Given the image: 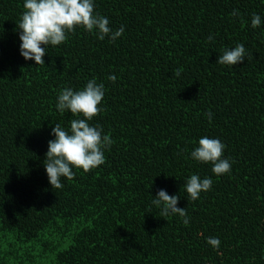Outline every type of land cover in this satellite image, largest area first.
Masks as SVG:
<instances>
[{"label":"trees","instance_id":"obj_1","mask_svg":"<svg viewBox=\"0 0 264 264\" xmlns=\"http://www.w3.org/2000/svg\"><path fill=\"white\" fill-rule=\"evenodd\" d=\"M23 4L0 0V264H264V0H94L123 34L77 27L43 65L20 52ZM240 43L243 62L217 63ZM91 79L105 95L90 124L114 143L104 164L53 189L52 129L83 118L61 113L58 95ZM203 136L225 144L230 173L191 157ZM192 174L212 179L195 201ZM161 189L180 197L188 225L160 217Z\"/></svg>","mask_w":264,"mask_h":264},{"label":"clouds","instance_id":"obj_2","mask_svg":"<svg viewBox=\"0 0 264 264\" xmlns=\"http://www.w3.org/2000/svg\"><path fill=\"white\" fill-rule=\"evenodd\" d=\"M24 11L17 23L21 41L20 52L26 60H34L36 65L45 64L44 57L48 54V47L61 45L68 40V34L74 33L77 27H83L88 32H96L98 38L103 40L106 36L115 41L123 32L121 26L115 32L109 26V20L95 11L94 0H24ZM233 17L239 15L233 10ZM261 16L253 13L252 28L261 25ZM209 35L208 40L212 41ZM42 45L44 47H42ZM247 56L244 44H237L232 49H224L219 55L217 63L222 65H237ZM182 69H176L174 74L179 76ZM113 83L117 77L108 76ZM104 84L97 83L95 79L87 82L82 90L74 91L64 88L57 98V109L64 113L70 111L78 119L70 121V130H65L60 124L52 129L55 139L48 142V151L44 165L48 180L53 189L63 187L61 178L74 179L73 168H82L85 172L91 171L105 163V149H110L114 141L110 135L103 134V128L92 125L90 121L103 110L101 105L105 92ZM211 122L212 113L205 114ZM199 146L191 152V157L203 163L212 164V172L217 176L231 172L232 164L224 158L225 144L219 139L203 136L199 139ZM212 187V179L192 174L184 183L187 199L195 201L201 192ZM178 195H169L164 189L158 191L152 204L161 209L160 217L167 219L169 215H179L183 223L188 225L190 218L186 208L178 207ZM207 243L218 249L221 241L215 237L207 238Z\"/></svg>","mask_w":264,"mask_h":264}]
</instances>
